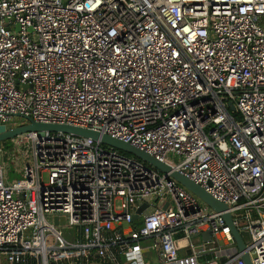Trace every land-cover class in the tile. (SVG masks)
<instances>
[{
    "label": "built area",
    "instance_id": "built-area-1",
    "mask_svg": "<svg viewBox=\"0 0 264 264\" xmlns=\"http://www.w3.org/2000/svg\"><path fill=\"white\" fill-rule=\"evenodd\" d=\"M17 115L167 165L226 206L264 264V0H0V125ZM145 240L159 264H243L222 213L169 173L62 132L0 146V264H143Z\"/></svg>",
    "mask_w": 264,
    "mask_h": 264
},
{
    "label": "water",
    "instance_id": "water-1",
    "mask_svg": "<svg viewBox=\"0 0 264 264\" xmlns=\"http://www.w3.org/2000/svg\"><path fill=\"white\" fill-rule=\"evenodd\" d=\"M229 111H234V106L232 104L228 105ZM17 118H22L27 121L26 124L18 125L15 127L11 126H3L0 125V144L5 140H12L27 133H44V132H62L65 134H73L82 138L91 139L93 142H96L102 146H106L112 148L122 154L128 155L130 157H134L135 159L149 165L150 167L158 170L164 174L169 173L170 177L176 180L181 186L187 189L190 193L195 195L202 203L208 206L212 211L216 213H222V218L224 219L225 223L230 227L231 236L236 245V249L239 253H242L241 260L243 264H251L248 254L245 252V246L249 242V235L247 232H238L233 226L231 221V216L229 213L226 212L227 208L222 203L218 202L217 200L213 199L208 193H206L203 189H201L198 185L191 182L186 177L180 175L179 173L172 171L170 167L167 165L153 159L151 156L147 155L146 153L134 148L129 143L114 139L107 135H100L96 132H91L87 130H82L79 128L69 127V126H60V125H50V124H43L37 123L33 121L31 118L22 117L20 115L16 116ZM147 199H145L146 201ZM146 205H142L133 215V221L139 220V214L142 213L146 215L147 212L143 211ZM165 209V206H163ZM152 209H149V212ZM54 225H61L64 224V218L60 220L58 218H54ZM201 237L203 242H208L211 240V233L210 231H205L200 233L199 235L195 236ZM135 264V263H130Z\"/></svg>",
    "mask_w": 264,
    "mask_h": 264
},
{
    "label": "crops",
    "instance_id": "crops-1",
    "mask_svg": "<svg viewBox=\"0 0 264 264\" xmlns=\"http://www.w3.org/2000/svg\"><path fill=\"white\" fill-rule=\"evenodd\" d=\"M136 225L138 224V226L141 224L140 220L135 221ZM134 222V223H135ZM192 243L195 246H199L202 243V238L201 237H196V238H192ZM220 243H225V241L220 240ZM140 245L142 247V251H141V260L143 262V264H159L158 261V257L157 254L150 248V242L148 240L142 241L140 242ZM31 261L30 263H32V261L36 264V259L32 260L33 256H30ZM209 261V262H207ZM201 264H224V258H218L217 260H212V258L210 257V255H207L206 257L201 259ZM1 264H7L6 260L4 258H2L1 260ZM92 264H100L99 261H97L95 258L92 259ZM119 264H127L125 258L121 257L119 259Z\"/></svg>",
    "mask_w": 264,
    "mask_h": 264
},
{
    "label": "rangeland",
    "instance_id": "rangeland-1",
    "mask_svg": "<svg viewBox=\"0 0 264 264\" xmlns=\"http://www.w3.org/2000/svg\"><path fill=\"white\" fill-rule=\"evenodd\" d=\"M0 146L3 148V150H5L6 152L10 151L12 148V140H5L3 142H1ZM8 175H7V179L9 182H14V183H19L21 181L22 178V172L19 171L17 172L15 165L12 162H8ZM114 227H117V224H114ZM125 232L127 233V228H125ZM72 230L69 229H64V235L68 236L69 233H72ZM125 233V234H126ZM220 240L224 241L223 238H219Z\"/></svg>",
    "mask_w": 264,
    "mask_h": 264
},
{
    "label": "trees",
    "instance_id": "trees-1",
    "mask_svg": "<svg viewBox=\"0 0 264 264\" xmlns=\"http://www.w3.org/2000/svg\"><path fill=\"white\" fill-rule=\"evenodd\" d=\"M123 155H125V154H123ZM125 156H128V155H125ZM129 157V156H128ZM134 226H138V224L136 225V222L134 223ZM33 256V255H32ZM32 260H35V257L33 256V258H32ZM30 261H31V258H30ZM28 264H35L33 261H32V263H28ZM49 264H54L53 262H49Z\"/></svg>",
    "mask_w": 264,
    "mask_h": 264
}]
</instances>
